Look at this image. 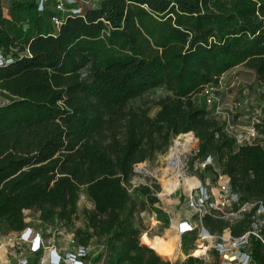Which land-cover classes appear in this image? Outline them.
Returning <instances> with one entry per match:
<instances>
[{
	"label": "trees",
	"instance_id": "1",
	"mask_svg": "<svg viewBox=\"0 0 264 264\" xmlns=\"http://www.w3.org/2000/svg\"><path fill=\"white\" fill-rule=\"evenodd\" d=\"M52 1L40 10L38 0H10L6 11L0 0V50L13 58L0 67V228L25 229V210H35L44 223L72 227L81 246L101 239V264H178L141 242L147 202L130 192L135 165L195 133V158L217 162L205 171L219 167L243 200H264V146L238 144L195 98L238 65L264 83V0H79L68 7L81 13L59 28ZM157 87L168 93L154 115L130 105ZM83 188L94 207L74 226ZM135 189L159 200L150 185ZM204 223L228 225L209 214ZM253 245L264 264V245Z\"/></svg>",
	"mask_w": 264,
	"mask_h": 264
},
{
	"label": "rangeland",
	"instance_id": "2",
	"mask_svg": "<svg viewBox=\"0 0 264 264\" xmlns=\"http://www.w3.org/2000/svg\"><path fill=\"white\" fill-rule=\"evenodd\" d=\"M63 1L65 2V0ZM95 1L96 0H80V3L84 6H92ZM2 4L7 11V8L10 5V0H2ZM68 6L69 5L67 4V7ZM50 8L51 10H56V0L50 3ZM263 89L264 84L259 82L253 71L245 65H238L224 75V83L220 88V95L225 107L240 102L241 105L237 109L238 112L235 114L237 124L242 125L245 123L241 117L243 113H245V107L254 110L258 105V102L263 99L264 95L259 93L260 90L262 91ZM167 93L168 91L164 87L153 88L144 93L143 96L132 100L130 105L134 107L153 106L155 100L165 96ZM195 98L201 100L202 96L198 94ZM5 102H7V100L0 95V103L3 104ZM157 110L158 107L153 106L151 109V115H154ZM183 134L184 133L175 136L171 140L170 146L164 151H156L151 158L137 163L135 165L136 173L131 180V185H129L133 197L147 202L146 209L140 214V226L142 230L140 236L141 242H148L156 248L158 253L161 254L165 260L178 264H182V262L187 259V256L193 253L194 248L196 247V231H190L183 235H179L175 228L179 227V224L185 219L196 220L197 218L195 210L189 204V190L193 189L199 183V180L202 182L209 181L214 187L217 186L213 172L205 171V168L201 165L203 160L195 158L199 145V138H197L196 145L192 148L189 155L185 157L183 163L184 173L188 178L193 180L195 184L191 187L189 184L182 183L176 191L168 194L165 193V174L163 168L167 165L166 154L169 153L170 148L174 145L175 141L180 139ZM213 158L214 157H212V163L216 166L217 162ZM206 159L207 158L204 160ZM191 166H193L194 169H191ZM201 174H204L205 177H202ZM143 184L151 186L153 191H155V194L159 197L158 201L150 203L147 197L143 196L135 189L137 186ZM157 185L160 187H155ZM85 207L93 208L94 202L88 197L85 188H83L78 202V214L74 220V226L84 225L83 209ZM25 215L28 227H31L35 233L39 232L46 244V248L42 250L39 255L34 257L33 264H39L41 261L40 257L45 256L49 250L54 247L64 256L69 252L76 253L79 251L81 245L76 241L74 229L72 227L70 228L61 225L54 226L44 223L40 219L39 213L35 210H28ZM18 237L17 232L7 231L5 228H0V245L2 247L0 251L4 253L3 248H6L9 257L8 259L11 260V264L15 263L16 256L21 251H26L27 249V244L24 242H18L16 245L8 243V241L17 242ZM88 247L90 258L84 257L85 264H101V262L95 261L94 258L103 249L102 240L93 237L90 240ZM6 260L7 259L3 260L4 264H8ZM214 262V257L211 254L208 264H214ZM63 264H66V262Z\"/></svg>",
	"mask_w": 264,
	"mask_h": 264
},
{
	"label": "built area",
	"instance_id": "3",
	"mask_svg": "<svg viewBox=\"0 0 264 264\" xmlns=\"http://www.w3.org/2000/svg\"><path fill=\"white\" fill-rule=\"evenodd\" d=\"M48 1L38 0L39 9L43 10ZM78 2L79 0H65V2L56 0V10L60 14L51 17L52 24L59 28L63 24L67 13H81L82 7L80 5L67 7V4ZM12 60L11 55H4L0 50V67ZM226 73L222 74L217 82L205 84L200 93L209 115L221 120L224 123V129L236 138L238 144L256 143L264 146V131H262V128H264V97L258 102L254 110L245 107V113L241 116L245 123L242 125L237 124L235 114L241 105L240 102L225 107L220 95V88L224 83ZM259 93L264 95V89L260 90ZM207 164L215 166L212 163L211 156L201 162L204 168ZM215 170L217 172L214 175L217 182L216 187L209 181L203 180L204 182H202L197 179L199 183L189 192V204L195 210L196 220L185 219L179 224V227H175L179 235L196 231L194 251L204 249V252L199 255L193 251L187 258L189 256L198 257L201 261L200 264H208L209 257L212 254L214 264H258L254 258L253 244L259 241L264 245V200H243L241 194L231 188V177L222 173L219 167H216ZM26 211L28 210H25V214ZM206 214L214 218L224 219L228 222V225L222 230L213 231L204 223ZM245 219H247L246 229L239 234H235L233 226ZM17 233L19 236L17 242L8 241V243L16 245L18 242H24L27 244V249L16 256L14 264H33L34 257L46 248L43 237L39 232L35 233L28 226ZM3 249L4 253L0 251V264H4V259H7L8 264H11L6 248ZM88 253L89 247L80 246L78 252H69L64 256L54 247L45 256L40 257L39 264H63L65 262L66 264H85L84 257L87 258Z\"/></svg>",
	"mask_w": 264,
	"mask_h": 264
},
{
	"label": "bare ground",
	"instance_id": "4",
	"mask_svg": "<svg viewBox=\"0 0 264 264\" xmlns=\"http://www.w3.org/2000/svg\"><path fill=\"white\" fill-rule=\"evenodd\" d=\"M180 139H177L176 141L174 140V145L170 148L169 153L166 154L167 165L165 168H163V172L165 174L164 185L166 194L174 192L178 187L181 186L182 183L189 184L191 187L195 184L194 181L188 178L184 173L183 163L185 157L189 155V153L192 151V148L196 145L197 138L193 133L187 132L184 133ZM194 252L195 254L199 255L204 252V249H197Z\"/></svg>",
	"mask_w": 264,
	"mask_h": 264
},
{
	"label": "crops",
	"instance_id": "5",
	"mask_svg": "<svg viewBox=\"0 0 264 264\" xmlns=\"http://www.w3.org/2000/svg\"><path fill=\"white\" fill-rule=\"evenodd\" d=\"M232 69H233V68H232ZM232 69H231V70H232ZM231 70H229V71H231ZM229 71H228V72H229ZM228 72H227V73H228Z\"/></svg>",
	"mask_w": 264,
	"mask_h": 264
},
{
	"label": "water",
	"instance_id": "6",
	"mask_svg": "<svg viewBox=\"0 0 264 264\" xmlns=\"http://www.w3.org/2000/svg\"><path fill=\"white\" fill-rule=\"evenodd\" d=\"M195 134V133H194Z\"/></svg>",
	"mask_w": 264,
	"mask_h": 264
}]
</instances>
